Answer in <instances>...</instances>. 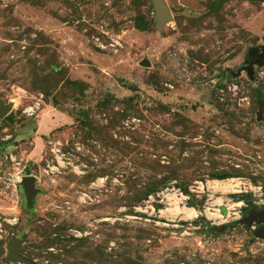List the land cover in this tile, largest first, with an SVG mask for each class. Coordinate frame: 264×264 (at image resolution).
Masks as SVG:
<instances>
[{
	"label": "rangeland",
	"instance_id": "1",
	"mask_svg": "<svg viewBox=\"0 0 264 264\" xmlns=\"http://www.w3.org/2000/svg\"><path fill=\"white\" fill-rule=\"evenodd\" d=\"M163 1L159 29L151 0H0V264H264L236 223L264 208V0ZM173 181L218 218L174 227L146 197Z\"/></svg>",
	"mask_w": 264,
	"mask_h": 264
},
{
	"label": "built area",
	"instance_id": "2",
	"mask_svg": "<svg viewBox=\"0 0 264 264\" xmlns=\"http://www.w3.org/2000/svg\"><path fill=\"white\" fill-rule=\"evenodd\" d=\"M51 143H53V142H51ZM59 150L60 149H58L56 147V144L54 143L51 147V152H53V154L55 155V160H56L55 164L56 165L49 164V162H47V167H48L49 171H52L53 169L56 168L57 165H60L59 157H58ZM24 175H32V174L23 173L22 171H20L18 169L16 173L12 174L11 179L14 180L16 184H18ZM169 186H170V188H168L166 186L163 189L154 193L158 199H154V196H152L153 194H149L147 196V202L156 200L159 204H161V206L158 207L156 211L160 214L163 211H167L169 213V215L173 216L172 218H170V221H174L175 217H178V222L175 224H172L174 227L183 226V224L182 223L180 224L179 222L189 221L193 218H196L199 214L204 215L209 220H213L214 218H218L215 216H208L207 215V213L216 214L217 212H219V208L217 206L221 204V203H218L216 201L208 202V200L212 196L208 193H206V198L204 201L202 211H199L193 217H188L187 213L185 212V210H189V209L195 210L194 206H191L189 204L191 197H195L197 201L202 199V197H203V194H202L203 193V186H202V184H192V185L187 187L186 191L182 190L179 186H177L174 181L169 183ZM176 207L179 208L180 211L177 214H173L172 210ZM151 209H152V211H154L153 206H151ZM219 215L221 217V214H219Z\"/></svg>",
	"mask_w": 264,
	"mask_h": 264
},
{
	"label": "water",
	"instance_id": "3",
	"mask_svg": "<svg viewBox=\"0 0 264 264\" xmlns=\"http://www.w3.org/2000/svg\"><path fill=\"white\" fill-rule=\"evenodd\" d=\"M154 6L155 13L153 14V20L156 26L160 29L163 24L170 18V10L167 4L163 0H151ZM264 56V54H263ZM140 64L148 65V61L146 59L141 60ZM264 101L259 102L260 109L263 108ZM11 109V105L6 102H2L0 100V119H2L8 111ZM36 177L34 175H24L18 185L21 188L22 195L24 197L25 203L28 207L33 206V202L35 200V196L39 193L40 189L35 185ZM264 208L261 209H254L248 208L246 210V214L237 219L236 223L244 224V226L250 228L253 227V223L260 224L258 229L264 228ZM254 230V236H263L259 232V230ZM22 245V239L20 237H12L7 243V250H6V258L5 261H19L21 260L19 255V248Z\"/></svg>",
	"mask_w": 264,
	"mask_h": 264
},
{
	"label": "bare ground",
	"instance_id": "4",
	"mask_svg": "<svg viewBox=\"0 0 264 264\" xmlns=\"http://www.w3.org/2000/svg\"><path fill=\"white\" fill-rule=\"evenodd\" d=\"M211 183H209L208 185L213 190L219 189L221 191H229V190L233 189V185L231 184L232 183L231 180H227V182L221 186H219V184H217L216 182H211ZM236 184H238V182H236ZM179 211H180V209H178L177 207L172 210L173 214H177ZM185 212L187 213V216H195V214H196V210H193V209L185 210Z\"/></svg>",
	"mask_w": 264,
	"mask_h": 264
},
{
	"label": "flooded vegetation",
	"instance_id": "5",
	"mask_svg": "<svg viewBox=\"0 0 264 264\" xmlns=\"http://www.w3.org/2000/svg\"><path fill=\"white\" fill-rule=\"evenodd\" d=\"M261 209V208H260ZM258 210V209H257ZM246 214V210L243 212V214H242V216L241 217H243L244 215ZM240 217V218H241ZM264 219V218H263ZM259 226H260V224H255V223H253V232H254V230H257L258 228H259ZM259 230V232L262 234V232H264V228H261V229H258Z\"/></svg>",
	"mask_w": 264,
	"mask_h": 264
},
{
	"label": "trees",
	"instance_id": "6",
	"mask_svg": "<svg viewBox=\"0 0 264 264\" xmlns=\"http://www.w3.org/2000/svg\"><path fill=\"white\" fill-rule=\"evenodd\" d=\"M136 26L137 27H144V24H141V23H139V22H136ZM187 190V188L185 189L184 188V191H186ZM153 192H155V191H153ZM153 192H151V193H153ZM147 197V196H146Z\"/></svg>",
	"mask_w": 264,
	"mask_h": 264
}]
</instances>
